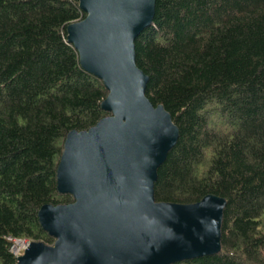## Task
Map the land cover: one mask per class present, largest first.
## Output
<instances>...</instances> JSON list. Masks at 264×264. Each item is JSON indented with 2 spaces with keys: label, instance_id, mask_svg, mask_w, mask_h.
I'll list each match as a JSON object with an SVG mask.
<instances>
[{
  "label": "trees",
  "instance_id": "16d2710c",
  "mask_svg": "<svg viewBox=\"0 0 264 264\" xmlns=\"http://www.w3.org/2000/svg\"><path fill=\"white\" fill-rule=\"evenodd\" d=\"M85 18L80 0H0V264H19L15 241L55 244L39 211L75 201L57 188L65 141L110 115L68 41ZM136 60L180 131L156 201L227 199L222 252L179 264H264V0H157Z\"/></svg>",
  "mask_w": 264,
  "mask_h": 264
},
{
  "label": "water",
  "instance_id": "95a60500",
  "mask_svg": "<svg viewBox=\"0 0 264 264\" xmlns=\"http://www.w3.org/2000/svg\"><path fill=\"white\" fill-rule=\"evenodd\" d=\"M157 0H80L86 18L68 27L83 69L103 81L110 113L72 131L57 169L70 205H45L42 228L56 242H32L19 264H179L222 252L227 199L210 194L184 205L157 202L158 170L180 131L147 97L136 41L154 21Z\"/></svg>",
  "mask_w": 264,
  "mask_h": 264
},
{
  "label": "built area",
  "instance_id": "2783aa9c",
  "mask_svg": "<svg viewBox=\"0 0 264 264\" xmlns=\"http://www.w3.org/2000/svg\"><path fill=\"white\" fill-rule=\"evenodd\" d=\"M29 247V242L27 241H15L13 247L11 248V252L19 256L21 255L27 248Z\"/></svg>",
  "mask_w": 264,
  "mask_h": 264
},
{
  "label": "rangeland",
  "instance_id": "374dc122",
  "mask_svg": "<svg viewBox=\"0 0 264 264\" xmlns=\"http://www.w3.org/2000/svg\"><path fill=\"white\" fill-rule=\"evenodd\" d=\"M213 118H214V120H215L216 122H219V121H218V119H219V115L214 116Z\"/></svg>",
  "mask_w": 264,
  "mask_h": 264
}]
</instances>
